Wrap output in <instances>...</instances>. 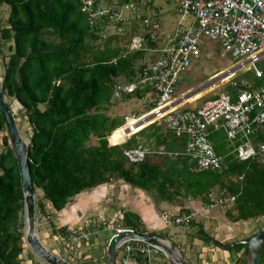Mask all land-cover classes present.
Returning a JSON list of instances; mask_svg holds the SVG:
<instances>
[{"label":"trees","instance_id":"1","mask_svg":"<svg viewBox=\"0 0 264 264\" xmlns=\"http://www.w3.org/2000/svg\"><path fill=\"white\" fill-rule=\"evenodd\" d=\"M2 5L9 10L6 23L0 24V76L7 100L22 104L31 127L29 164L36 194L37 189L42 194L36 199V214L38 209L51 223L48 202L60 211L81 192L121 179L154 200L192 197L206 202L211 191L226 188L237 194L227 212L231 221L264 216V155L240 161L218 135L222 132L226 138L224 129L211 134L228 165L223 170H196V161L185 153L186 137L163 130L157 121L124 142L119 143L126 137L114 136L124 123V117L110 114L109 106L120 97H114L115 86L139 77L147 62L139 66L137 62L145 59L146 50L159 45L150 34L145 32L143 48L135 50L115 43L118 33L100 40L90 30L79 0H0ZM147 92L148 88H139L121 97L144 98ZM0 129L7 131L1 111ZM93 137L98 141L91 142ZM139 137L153 138L157 149L148 151L144 160L131 162L124 150L142 146ZM252 138L256 144L264 142V127L257 128ZM121 224L148 231L141 215L132 210L123 211ZM24 229L20 168L7 131L0 136V264L20 263ZM199 229L204 239L213 238ZM58 231L67 237L70 229L62 226ZM234 248L247 253L243 242Z\"/></svg>","mask_w":264,"mask_h":264},{"label":"built area","instance_id":"2","mask_svg":"<svg viewBox=\"0 0 264 264\" xmlns=\"http://www.w3.org/2000/svg\"><path fill=\"white\" fill-rule=\"evenodd\" d=\"M79 1L90 30L100 40L120 33L129 19L140 26L131 35L130 50L143 48L146 33L153 40L161 39L157 34L160 23L142 13L141 0ZM152 6V0H146L144 7L152 9ZM125 9L133 12V17H125ZM176 10L181 18L175 32L150 48L156 57L147 61L136 80L115 86L114 97L134 93L139 88L149 89L144 95L145 100L153 95L149 111L126 115L122 125L131 121L137 124L147 120L145 125L162 122L177 137H186L185 153L196 161V170L228 167L211 140L212 132L221 129L234 142L233 151L240 161L264 155V142L256 144L252 138L257 128L264 127V0H177ZM189 15L192 20L187 22ZM205 37L220 42L235 61L222 73L230 79V89L217 93L197 108L178 110L180 101L186 97L184 95L182 100L173 98L177 83L180 75L191 67L192 60L200 57V46ZM241 70H245V75L235 79ZM147 152L142 146L124 150L131 162L144 160ZM236 198L237 194L226 188L211 191L202 209L209 211L233 205ZM194 216L193 211L177 213L164 209L161 213L163 223L174 225L190 224ZM125 230L135 229L102 217H91L79 228L70 229L67 239L85 240L101 231L116 235ZM160 252L149 242L127 237L118 243L117 264H156Z\"/></svg>","mask_w":264,"mask_h":264},{"label":"crops","instance_id":"3","mask_svg":"<svg viewBox=\"0 0 264 264\" xmlns=\"http://www.w3.org/2000/svg\"><path fill=\"white\" fill-rule=\"evenodd\" d=\"M199 96L198 93L188 96L180 104ZM124 99L128 101L135 99V97ZM136 99L145 102L144 98ZM202 103L197 102L196 99L186 109L197 108ZM120 191L122 192L120 193ZM115 192L120 193L118 196L121 197L120 202L124 207L119 210L121 218L124 210L139 213L148 231H156L168 237L181 248L192 264H247V256H245L246 253H243V249H225L215 244L211 239L206 240L202 237L200 227L209 234L210 229L213 225L216 226L217 222L222 225L229 220L225 213L216 210L217 207L206 211L202 209L204 202L192 197H178L173 201L154 200L152 195L146 191L132 187L121 179H114L111 182L81 192L60 211L54 210L51 203L48 202V216L55 226L53 230L52 224L48 222L49 224L45 226V229L38 231L39 238L50 251L66 258L73 264H107V239L103 231L87 240H71L67 239L64 233L58 231V228L64 226L71 229L81 225L86 218L104 217L105 204L116 198ZM164 209L177 213L195 212L192 226L163 223L161 213ZM231 223L233 222L231 221ZM217 237L215 235L213 238L217 239ZM220 241L225 243L224 238H221ZM23 247L19 264H52L36 255L27 242L24 243ZM160 257L162 264H170L166 257L163 255Z\"/></svg>","mask_w":264,"mask_h":264},{"label":"rangeland","instance_id":"4","mask_svg":"<svg viewBox=\"0 0 264 264\" xmlns=\"http://www.w3.org/2000/svg\"><path fill=\"white\" fill-rule=\"evenodd\" d=\"M152 2H153L152 9H146L144 7V5L146 4V0H141V4L143 7L142 13L145 16L151 17L152 20H156L160 23V29L157 31V34H159L161 37L158 43L159 42L162 43L165 41V39L168 36L172 35L175 32L176 25L179 22L181 16L178 14L176 10L177 0H152ZM8 10L9 9L6 5H2L0 7V24L6 23ZM124 15L125 17H133L134 13L125 9ZM186 20L187 22H190L192 20V16L191 15L187 16ZM139 28L140 26L137 25V22H133V19L126 20V23L123 25V28L120 30L121 33H118L119 40H117V35L115 37V43L121 46L124 44H129L132 33L137 32ZM114 36L115 35H113L112 37ZM5 51H7L6 48ZM155 57L156 54L154 52H152L151 50H146L145 53L143 54V58L145 59L143 60L141 59L139 62H137V64L139 63L138 64L139 66L142 63L147 62ZM234 62L235 61L233 60L231 53L225 50V48L220 42L205 37L200 46V57L196 59L194 58L192 60L191 67L180 75L173 98L177 100H182V97L184 95L185 97H188L197 93L200 94V96L192 100L184 101L178 107V110L186 109L191 105L192 102H195L196 99L197 102L202 103L205 100L213 98L216 95V93H219L223 90H228L230 79H226L224 76H222V73H224L228 67L232 66ZM0 69H2V57H0ZM244 75H245V70H241L234 76V78L235 79L240 78ZM13 101L14 100H12V102ZM145 103L149 105H143ZM151 103H152L151 97H149V101L145 100V102L143 103L136 98L127 101L126 99L123 98V96L122 97L120 96L117 99L114 98L113 105L109 106V108L111 109L110 114L111 116L125 117L126 115H132L133 113L146 112L149 111L150 107L152 106L150 105ZM15 118L19 132L22 135V138L27 143H29L30 135H31V127L21 107L16 108ZM158 123L162 124L163 130H165L164 124L160 121H158ZM5 134H7V131L0 129V136H3ZM218 135L225 143L226 149L228 151L232 149V147H234V142L227 137L225 138L222 132H219ZM138 139L140 142L138 144L148 149L150 153H153V151L157 149L156 145L154 144L153 138L149 140H145L142 137H139ZM97 141L98 140L96 137H93L91 139V142H97ZM121 190L123 191V189ZM122 191H120V193ZM216 191H218V189H216ZM115 193L117 199L113 198V200L109 201L110 203L106 202L104 207V209H106L105 216L102 218L113 221L115 222V224L118 225L121 224V217L119 216L120 214L119 210L124 207H122L120 202L121 197L118 196V194L120 193L117 192ZM36 196H37L36 198L37 200L38 198L42 197V194L40 193L39 189H37ZM231 208H233V205H225V206L217 207L216 210L225 213L227 216V212ZM234 213H236V210H234ZM43 216L44 215H42L40 211L37 209V217H38L37 231H41L45 229V226L49 224L48 220ZM227 218L230 220L228 216ZM86 219H84L82 223ZM229 220H227L222 225L220 222H217L216 226L215 225L212 226V228L209 231V234H211L213 237L217 235L218 236L217 239H219L218 241H220L221 238H224L225 244H228L234 241H239L250 237L264 224V216L258 218H251L248 220H240L238 222L232 221L233 223H231V220L230 221ZM81 225H78L71 229L73 230L79 228ZM184 226L191 227L192 225L185 224ZM103 232L106 236L107 246H108V242L112 237L111 231L110 232L103 231ZM231 249H235V248L233 247ZM243 253L244 254L246 253L244 249H243ZM162 255L166 257V255L161 251L159 253L158 258L156 259V264H162V260L160 257ZM245 256H247V253L245 254Z\"/></svg>","mask_w":264,"mask_h":264},{"label":"water","instance_id":"5","mask_svg":"<svg viewBox=\"0 0 264 264\" xmlns=\"http://www.w3.org/2000/svg\"><path fill=\"white\" fill-rule=\"evenodd\" d=\"M20 105L22 107L21 103ZM0 111L3 115L11 144L19 163L25 202L26 241L36 255L46 259L52 264H73L66 258L58 256L50 251L39 238L37 231L38 217L36 214V189L34 187L30 170L28 143L22 138V135L19 132L15 118V109L6 98L1 76ZM127 237L137 238L156 246L166 255L170 264H192L186 257L185 253L165 235L150 231L141 232L137 230H125L119 234L112 235L107 246V264H117L118 243ZM211 240L225 249H231L238 242H243L247 244V264H260L264 245V224L252 236L239 241L225 244L215 238H211Z\"/></svg>","mask_w":264,"mask_h":264},{"label":"bare ground","instance_id":"6","mask_svg":"<svg viewBox=\"0 0 264 264\" xmlns=\"http://www.w3.org/2000/svg\"><path fill=\"white\" fill-rule=\"evenodd\" d=\"M11 104L15 110H16V108L21 107L20 103L17 100L13 101ZM146 122H147V120L143 121V122H138L137 124H134L135 122L131 121L127 125H121L118 128H116L114 130L113 134L115 137H127L131 133H133V132L137 131L138 129H140L141 127L145 126ZM25 229H24V231H25ZM25 239H26V236H25Z\"/></svg>","mask_w":264,"mask_h":264}]
</instances>
